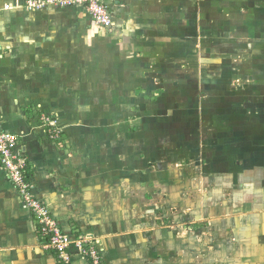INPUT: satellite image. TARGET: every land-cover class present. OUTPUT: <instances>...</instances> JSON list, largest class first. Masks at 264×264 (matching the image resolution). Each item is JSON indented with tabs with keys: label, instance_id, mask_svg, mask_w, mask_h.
Masks as SVG:
<instances>
[{
	"label": "crops",
	"instance_id": "1",
	"mask_svg": "<svg viewBox=\"0 0 264 264\" xmlns=\"http://www.w3.org/2000/svg\"><path fill=\"white\" fill-rule=\"evenodd\" d=\"M28 1L45 0H0L1 129L29 140L32 118L19 109L27 104L73 125L81 111L61 105L110 106L87 118L105 121L103 130L61 129L73 139L102 134L99 159L62 163L48 142L54 152H44L42 164L41 152L20 145L28 177L62 232L71 235L74 225L96 237L103 264H264V0H103L114 15L111 30L81 8L29 10ZM87 88L108 91L107 98L81 100ZM154 91L162 95L148 104ZM131 104L144 117L135 160L111 144L119 137L111 106ZM178 137L189 147L175 154ZM196 151L202 159L194 161ZM162 155L167 161L159 163ZM158 197L171 219L164 226L144 204ZM146 218L151 224L141 227ZM200 249L209 253L198 259ZM0 264H59L1 166Z\"/></svg>",
	"mask_w": 264,
	"mask_h": 264
},
{
	"label": "rangeland",
	"instance_id": "2",
	"mask_svg": "<svg viewBox=\"0 0 264 264\" xmlns=\"http://www.w3.org/2000/svg\"><path fill=\"white\" fill-rule=\"evenodd\" d=\"M88 90L91 92L90 94L87 93ZM88 90L84 91L87 94L83 95L81 97V100L83 98H86V99L93 98V99H95L96 96L99 98V95H100V99L107 98L105 93H107L108 91L100 90L101 91L100 92L97 88L88 89ZM84 92L82 91V93H84ZM154 94H157V96H154ZM161 95H162V92L154 91V92H151L150 96H146L144 98H146L145 101H147L148 104H149V101H151L152 98L157 97L159 99V97ZM81 100H80V103H81ZM119 106L120 105L111 106V113L113 114V116H112L113 119H118L117 121L116 120H114V121L112 120V122H113L112 126H116L115 128L118 130V136H119V137H117V136L115 137L114 136L112 138V143L111 144L114 146V148L117 147L118 151L122 150L123 152H126L127 151L126 148H128L129 152L131 153V154H129L130 157H134V160H135L137 154H134V153L136 151H139V149H141V147L143 146V145H141V142L137 141V138H136L137 137V132L136 131H138V129H140V124H141L140 122L143 121L142 118H144V117H143V115H139L140 114L139 108L136 105H132L131 104L126 109L123 106H121V107H119ZM186 107H187V110H189V105L188 104L186 105ZM142 108H145V107H142ZM19 109H20V112L23 113L22 116L26 117L28 121H29V118H32V120L29 121L30 123L27 122L28 127H30V128H29V130H26V134L28 135V138L30 136V139L26 140L27 139V138H25L26 136H23V133H21V131L17 132V130L14 131L12 128H11V130H13L12 132H10V131H7V132L10 133L13 137L17 138V143L19 144L18 150H19V152L21 154H22V151H20V150H22V148H20V145L24 146L25 149H28V151L31 150V151L35 152V154H36V152H38V153L41 152V154H43V156L39 155L40 161L42 159H44L45 161H43L41 163L42 164H46V161H48L47 160L48 153L45 154L44 152H54V150L50 148L51 145H49V143L52 142L55 145V147L54 146L53 147L56 148V150L58 148L60 150V151H56V152L61 153L59 155L57 154L58 156H55L53 158V160L57 159V160H59L62 163H69L70 161L75 160V159L79 160V157L84 158L86 160H89V156H91V158L92 157H96L98 159L101 157L100 154H99L100 156H97L95 154V152L96 151L97 152L100 151V146L106 145L105 143H102L103 141H101V139H103V137L101 136L102 134H99V132H98L97 135L94 134L95 137H91L90 139H88V138L85 139L83 137H79V138L73 139L74 137L67 136L66 134H64L63 131H61V129L62 128L65 129L66 128V129H68V131H71L72 129H80L81 131L85 132V135H87V132L89 130V125H92L94 131H96V132L99 131V130H103L105 128V126H104L105 125V121H99L98 122L96 120V122H92V121L89 122L87 120V118L93 117V116L94 117L97 116L96 119H98V118L103 117L104 116L103 110L104 111L110 110V106L108 104L107 105L92 106V110H89V106L85 107L83 105L74 106V107L73 106L61 105L60 106V110H62L63 112L64 111H68V110L71 111V110H74V109H75V111L76 110L77 111L78 110L81 111L80 112L81 115H79V118H80L79 122L80 123L78 124V122H77V123H75L76 125H73V123H69L68 124L67 122H62L64 120L65 116H63L61 118L59 117V124L56 122V120H54L52 122L49 117L45 116V114H44V112L42 110H39L34 105H30V104L23 105L22 107H19ZM54 111L57 114L61 113V111H58V110H54ZM149 114H150V111H149ZM14 115L17 117L16 113ZM49 115H50V117L51 116H55L54 114H51L50 112H49ZM24 117H23V119H24ZM1 119L2 118H0V121H1L0 124H2V120ZM33 122H36V124L34 125ZM3 123H5V122H3ZM32 123H33V125H31ZM189 124H191V123H189ZM126 131H128L129 134H127ZM44 133H45V135H44ZM132 136L134 138H132ZM181 136H182V134H181ZM148 138H144L145 146H146V144L148 142V140H147ZM25 140H26V142H25L26 145L23 142ZM89 140H91L93 144H90ZM139 140H140V134H139ZM173 141H175V142L172 143V145H171L172 148L171 149H174V153L175 154H179V153H182V151H184V150H186V151L188 150L189 145H187V144L185 145V143L182 142L181 137L180 138L178 137V139L173 140ZM162 142H163V140H162ZM177 142H179V143H177ZM158 146H163V148H164L165 145L159 144ZM75 147H77V148H75ZM198 147H200V146H198ZM113 152H114V150H113ZM118 153L120 154L119 156L125 154V153H121V152H118ZM22 155L26 158V161H27V157L28 156H25L24 154H22ZM103 156L105 157V154ZM114 156H116L115 153H114ZM106 157H108V155ZM198 158L202 159V156H200V151H196V158L194 159V161L196 159H198ZM113 160H114V158H113ZM146 160L148 161V159H146ZM162 160H165V162H166L167 161V155L166 156L162 155V158H161V160H159V163H162ZM179 160H181V163H185V164L188 163L189 165L191 164V161L190 160H186L185 161V158L181 157V158H179ZM27 164H28V162H27ZM116 173L117 172H115L114 175ZM25 175L28 177L27 172L25 173ZM112 178H113V181L114 180L120 181V176H113ZM28 179H29V177H28ZM32 179H33L32 181L29 179L30 183L32 184L31 185L32 188H30V191H29L30 192L29 197L32 196L37 201H40L43 205L46 206V208L50 212L49 207L47 206V204H45V202L42 200V198H40L38 196V194H37V189H36L37 186H36V182H34L35 178L33 177ZM70 180H72V178H70L69 181ZM54 184H56V188H62L63 187L62 183H59L58 179L55 180ZM113 187H114V193L119 192V190H120V186L119 185L118 186H113ZM139 188H144V187L141 184L140 186H138V188H134L133 191L136 192V191L139 190ZM61 190L64 191L63 189H61ZM151 200L152 199H150V200L144 199V204L149 207L148 208L149 211H152V212L156 213V215L158 217L157 220L159 222L158 225L159 226H162V225L164 226V224H169L171 219L168 218L169 217L168 216V212L167 211L164 212V210H167V204L165 202L166 199L162 198V197L161 198L158 197V198H156L155 202H153L152 204H149ZM21 201H22V199H21ZM22 206H23V201H22ZM117 206H118L117 203H115L112 206V208L115 209ZM117 209H119V208H117ZM50 215L53 217L51 212H50ZM114 217L120 218V214H116ZM150 219L146 218L142 222V226L141 227L144 226L143 224H147V223H149V225H150L151 224V220ZM70 228H71V231H72L71 235L70 234H65L64 232H62V234L68 240H73V239H75L77 237L78 238L79 237H83L84 239H92V238H94V237H92L89 234H85V235L79 234L77 231H75L76 228L74 227V225L70 226ZM195 235L196 236H194V238H195L194 240H195V242H197L196 245L199 246L201 244L202 236L200 234H195ZM95 238H94L95 243L98 246L97 240ZM208 247L209 246H206L205 248L207 249ZM45 250L50 251V252L53 253V251H51V249H46L45 248ZM203 250H201V249L200 250H194V252H195L194 256L199 259V256H198L199 254L202 253L204 255H207L209 253V251H203ZM198 261L199 260H195L193 264H195Z\"/></svg>",
	"mask_w": 264,
	"mask_h": 264
},
{
	"label": "built area",
	"instance_id": "3",
	"mask_svg": "<svg viewBox=\"0 0 264 264\" xmlns=\"http://www.w3.org/2000/svg\"><path fill=\"white\" fill-rule=\"evenodd\" d=\"M43 7L81 8L92 23L102 30H111L114 26L112 9L103 0H45L40 3L27 2L29 10ZM17 138L0 127V166L9 183L14 187L23 201V207L30 212L35 226L38 227L43 241L42 246L51 249L59 264H74L73 259L87 261L89 264H103L102 255L94 238L77 237L68 240L50 212L40 201L30 195L31 183L25 175L26 158L18 150ZM19 152V153H18ZM32 198V199H31ZM94 241V242H93Z\"/></svg>",
	"mask_w": 264,
	"mask_h": 264
},
{
	"label": "trees",
	"instance_id": "4",
	"mask_svg": "<svg viewBox=\"0 0 264 264\" xmlns=\"http://www.w3.org/2000/svg\"><path fill=\"white\" fill-rule=\"evenodd\" d=\"M35 229H36V233H37V236H38V240H39L41 243H43V241L46 242V239L42 238V236H41V234H40V231L38 230V227H37V226H35Z\"/></svg>",
	"mask_w": 264,
	"mask_h": 264
}]
</instances>
